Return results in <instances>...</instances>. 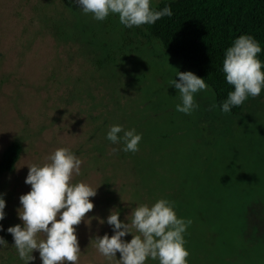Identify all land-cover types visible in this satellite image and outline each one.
Returning a JSON list of instances; mask_svg holds the SVG:
<instances>
[{
  "label": "rangeland",
  "instance_id": "1",
  "mask_svg": "<svg viewBox=\"0 0 264 264\" xmlns=\"http://www.w3.org/2000/svg\"><path fill=\"white\" fill-rule=\"evenodd\" d=\"M79 10L70 0H0V158L15 141L23 147L0 178L6 220L22 225L27 166L66 147L82 161L73 181L97 190L86 219L117 209L126 222L139 203L168 199L191 220L188 264H264V90L238 116L211 107L210 87L195 94L197 110L177 112L181 61L143 26ZM112 124L136 129L139 150L118 158L122 145L106 139ZM105 233L111 226L97 219L76 226L78 264H116L90 245Z\"/></svg>",
  "mask_w": 264,
  "mask_h": 264
},
{
  "label": "clouds",
  "instance_id": "2",
  "mask_svg": "<svg viewBox=\"0 0 264 264\" xmlns=\"http://www.w3.org/2000/svg\"><path fill=\"white\" fill-rule=\"evenodd\" d=\"M83 14H90L93 20L104 21L109 15H117L119 23L126 28L152 25L163 17L173 15L170 5L162 9L151 6V0H70ZM260 43L251 35H240L224 51L221 71L226 82L232 86L227 98L219 107L223 113H230L233 107L242 105L247 99L256 98L264 90V61L258 54ZM176 77L179 78L177 81ZM171 86L178 91L180 103L175 110L191 114L199 108L194 96L208 88L205 79L191 71H177ZM213 109L217 107L214 103ZM106 139L112 144H121L122 151L139 150L142 139L136 129H124L112 124L106 132ZM43 165H28L25 184L30 191L19 197L21 208L17 209L22 221L7 228L12 235L19 258L24 264H32L39 252L41 264H78L81 251L76 235V226L82 221L90 224L97 219L107 223L113 234L96 235L90 245L107 260L116 264H146L148 260L158 264H188L189 253L185 248L184 234L191 224L190 219L178 217L175 204L168 199H157L151 205L139 203L131 209L126 222L121 221L120 211L110 209L105 220L89 217L94 204L90 198L97 190L83 181H73L80 174L82 161L69 148H57L47 157ZM6 201L0 194V221L5 218ZM0 231H4L0 225ZM38 234L43 238L39 239ZM131 235V240L123 238ZM8 245L0 237V247ZM119 253V259H117Z\"/></svg>",
  "mask_w": 264,
  "mask_h": 264
},
{
  "label": "trees",
  "instance_id": "3",
  "mask_svg": "<svg viewBox=\"0 0 264 264\" xmlns=\"http://www.w3.org/2000/svg\"><path fill=\"white\" fill-rule=\"evenodd\" d=\"M166 4L171 6L173 12L170 18L163 17L152 25L142 26L160 44L166 55L179 59L183 69L205 79L215 94L220 110V103L233 90L221 71L224 51L233 40L244 34L253 36L262 49L258 57L264 61V0H162L157 4L151 0V6L157 9H162ZM106 62L109 63L108 59ZM97 65L103 67L104 64L98 61ZM245 103L233 107L228 114L240 115ZM22 151V144L18 141L5 149L0 158V178L14 171ZM119 152L118 158L123 155L122 150ZM6 219L5 216L0 221L4 228V231H0V237L8 244L0 247V264H24L12 247L13 237L7 232V228L12 226ZM33 256L36 259L32 264H41L39 252L34 251ZM148 261L149 264H158L153 260Z\"/></svg>",
  "mask_w": 264,
  "mask_h": 264
}]
</instances>
